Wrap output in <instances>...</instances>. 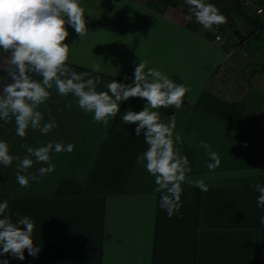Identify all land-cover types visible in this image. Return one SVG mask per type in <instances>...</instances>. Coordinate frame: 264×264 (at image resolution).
Listing matches in <instances>:
<instances>
[{
    "label": "crops",
    "instance_id": "obj_1",
    "mask_svg": "<svg viewBox=\"0 0 264 264\" xmlns=\"http://www.w3.org/2000/svg\"><path fill=\"white\" fill-rule=\"evenodd\" d=\"M197 10L0 0V264H264V28Z\"/></svg>",
    "mask_w": 264,
    "mask_h": 264
},
{
    "label": "built area",
    "instance_id": "obj_2",
    "mask_svg": "<svg viewBox=\"0 0 264 264\" xmlns=\"http://www.w3.org/2000/svg\"><path fill=\"white\" fill-rule=\"evenodd\" d=\"M243 11L256 18L264 28V5L260 0H238ZM189 7H196L197 15L191 14L192 22L202 31H206L219 47L226 53H231L234 49H239L242 53L247 54V47L243 41L235 37L231 27L218 19V10L214 8L209 0H185ZM210 5H208V4ZM190 9V11L192 10ZM212 8V9H211ZM199 13V14H198Z\"/></svg>",
    "mask_w": 264,
    "mask_h": 264
},
{
    "label": "trees",
    "instance_id": "obj_3",
    "mask_svg": "<svg viewBox=\"0 0 264 264\" xmlns=\"http://www.w3.org/2000/svg\"><path fill=\"white\" fill-rule=\"evenodd\" d=\"M218 9L219 13L224 17L226 23L231 27L233 33H237L239 36H243L242 33H240L239 28L235 25V20L232 15V11H234L236 14L239 13L241 16H244L245 19L254 20L256 23H258V20L256 18H252L250 14L243 12V9L239 6L238 2L236 0H228L230 5H222L217 4L218 2L216 0H210ZM260 24V23H259ZM253 30V29H250ZM246 35V34H244Z\"/></svg>",
    "mask_w": 264,
    "mask_h": 264
},
{
    "label": "rangeland",
    "instance_id": "obj_4",
    "mask_svg": "<svg viewBox=\"0 0 264 264\" xmlns=\"http://www.w3.org/2000/svg\"><path fill=\"white\" fill-rule=\"evenodd\" d=\"M210 1V0H209ZM218 3V5L219 4H222V5H230V3H229V1L228 0H216ZM237 2H238V4H239V6L241 7V9H243L242 8V6H241V4L239 3V1L238 0H236ZM211 2V1H210ZM212 3V2H211ZM186 4V3H185ZM208 4V3H207ZM188 5H189V3H188ZM209 5V4H208ZM212 5L214 6V8L215 9H217L216 8V6L212 3ZM210 6V5H209ZM190 9L192 8V7H189ZM212 9V8H211ZM218 10V9H217ZM218 13H219V11H218ZM263 55H264V52L262 53ZM236 73V72H235ZM226 74V73H225ZM230 75H231V79H230V81H229V83L227 82L228 80H227V78L228 77H230ZM232 76H235V74H234V71L233 72H228V74L227 75H225V76H223V79H224V81H225V83H228L229 85L232 83Z\"/></svg>",
    "mask_w": 264,
    "mask_h": 264
}]
</instances>
